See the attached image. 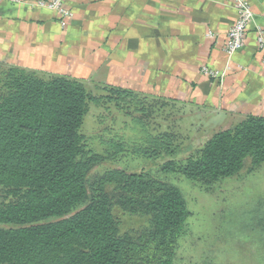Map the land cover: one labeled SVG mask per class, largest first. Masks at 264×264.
<instances>
[{
	"label": "trees",
	"instance_id": "trees-1",
	"mask_svg": "<svg viewBox=\"0 0 264 264\" xmlns=\"http://www.w3.org/2000/svg\"><path fill=\"white\" fill-rule=\"evenodd\" d=\"M154 97L0 63V264H177L189 217L179 187L122 168L93 172L126 153L168 157V169L206 188L239 180L264 163V117L181 150L142 118L163 106ZM94 107L106 114L98 123H112L90 135Z\"/></svg>",
	"mask_w": 264,
	"mask_h": 264
},
{
	"label": "crops",
	"instance_id": "crops-1",
	"mask_svg": "<svg viewBox=\"0 0 264 264\" xmlns=\"http://www.w3.org/2000/svg\"><path fill=\"white\" fill-rule=\"evenodd\" d=\"M36 1L0 0V63L164 96L229 125L264 117V0H248L253 24L231 55L233 0H66L64 27Z\"/></svg>",
	"mask_w": 264,
	"mask_h": 264
},
{
	"label": "rangeland",
	"instance_id": "rangeland-1",
	"mask_svg": "<svg viewBox=\"0 0 264 264\" xmlns=\"http://www.w3.org/2000/svg\"><path fill=\"white\" fill-rule=\"evenodd\" d=\"M154 96L153 100L164 101L163 106L160 111L150 106L142 118L175 134L177 142H182L181 150L198 145L215 129L230 126L225 124L224 117L210 114V110ZM110 110L112 114L115 109ZM98 115L106 114L94 107L86 119L85 133L92 134L102 125L112 123L110 118L104 124L98 123ZM113 116L118 121L129 120L124 113ZM184 155L179 153V157ZM120 156L104 162L92 175L122 168L168 182L181 190L189 217L177 251V264H264V163L239 180H224L206 188L168 169L165 165L168 157L142 159L126 153Z\"/></svg>",
	"mask_w": 264,
	"mask_h": 264
},
{
	"label": "built area",
	"instance_id": "built-area-1",
	"mask_svg": "<svg viewBox=\"0 0 264 264\" xmlns=\"http://www.w3.org/2000/svg\"><path fill=\"white\" fill-rule=\"evenodd\" d=\"M38 7H46L54 12L58 17V21L64 27L72 16L71 9L66 5V0H37L35 2ZM233 5L236 13L235 21L227 29L225 36V50L231 55L239 51L244 44V39L253 24V12L250 9L248 0H233ZM256 46L259 51L263 53L264 60V30L256 27ZM202 73L209 77L217 78L220 76L219 72L202 67Z\"/></svg>",
	"mask_w": 264,
	"mask_h": 264
}]
</instances>
